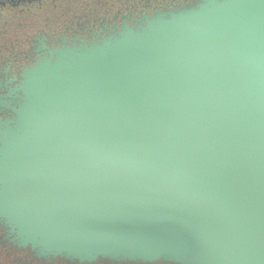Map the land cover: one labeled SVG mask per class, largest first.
<instances>
[{"label": "water", "instance_id": "1", "mask_svg": "<svg viewBox=\"0 0 264 264\" xmlns=\"http://www.w3.org/2000/svg\"><path fill=\"white\" fill-rule=\"evenodd\" d=\"M190 1L0 84L2 242L77 264H264V0Z\"/></svg>", "mask_w": 264, "mask_h": 264}, {"label": "flooded vegetation", "instance_id": "2", "mask_svg": "<svg viewBox=\"0 0 264 264\" xmlns=\"http://www.w3.org/2000/svg\"><path fill=\"white\" fill-rule=\"evenodd\" d=\"M97 1L0 0V22L17 25L11 32V34L15 32L16 35L11 40L8 37L9 43L2 47L0 42V84L2 88L14 77H19L21 69L32 65L37 57L49 49L64 47L66 44L63 40L68 45L73 39L88 41L91 39L89 34H96L102 27L110 28L113 24L120 25L121 20H133L141 14H150L159 9H172L187 4L185 2L187 0H138V5H129L127 8L122 6L114 10L112 5H108L97 13ZM13 12H16V15ZM23 37H25V42L21 41ZM43 47L46 50L39 51ZM14 85H9L8 88ZM5 93L3 89H0V96ZM0 116L3 117V114ZM2 236L3 229L0 228V251L5 253L10 251L18 259L23 256L26 264H77L68 263L62 259L52 261L33 259L34 257H28L27 251L15 249L10 244L2 242ZM93 264L113 263L100 261Z\"/></svg>", "mask_w": 264, "mask_h": 264}, {"label": "rangeland", "instance_id": "3", "mask_svg": "<svg viewBox=\"0 0 264 264\" xmlns=\"http://www.w3.org/2000/svg\"><path fill=\"white\" fill-rule=\"evenodd\" d=\"M133 4L138 5V0L137 1H132V0H98L96 3V7H97V13H99L100 11L103 10V8L108 7V5H112L113 10H114L116 8H121L122 6L127 8L129 5H133ZM48 8H50V7L48 6ZM13 13H14V15H16V12H13ZM16 26L17 25L12 24V23H7V24L3 23V25H1L0 42H1L2 47H3V45L8 44L9 41L11 40V38L16 35V34H14L15 32H13L11 34L12 30L14 28H16ZM45 30L48 31L47 29H45ZM9 34L11 36H9ZM8 37H10V40L8 39ZM25 37H27V36H25ZM25 37H23L21 41L25 42L24 41ZM9 50H10V48H9ZM2 253L3 252L0 251V264H26V259H24L23 256L21 257V259H18V258L13 257V256L7 257L8 255H3Z\"/></svg>", "mask_w": 264, "mask_h": 264}, {"label": "trees", "instance_id": "4", "mask_svg": "<svg viewBox=\"0 0 264 264\" xmlns=\"http://www.w3.org/2000/svg\"><path fill=\"white\" fill-rule=\"evenodd\" d=\"M0 24L3 25L2 22H0ZM1 25H0V28H1ZM1 251H2V250H1ZM27 252H28V251H27ZM2 254H3V255H8L7 257H12V256H13V257H16V255L10 253V251H8L7 253L3 252ZM29 256H31V254L28 252V257H29ZM31 257H32V256H31ZM16 258H17V257H16ZM33 259H35V258H33ZM160 264H161V263H160Z\"/></svg>", "mask_w": 264, "mask_h": 264}]
</instances>
